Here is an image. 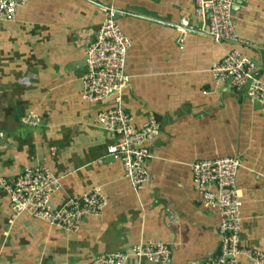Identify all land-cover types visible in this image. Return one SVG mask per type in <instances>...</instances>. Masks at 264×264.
Returning <instances> with one entry per match:
<instances>
[{
	"label": "crops",
	"instance_id": "0c3cea01",
	"mask_svg": "<svg viewBox=\"0 0 264 264\" xmlns=\"http://www.w3.org/2000/svg\"><path fill=\"white\" fill-rule=\"evenodd\" d=\"M109 6L132 40L129 81L103 101H86L85 51ZM232 18L246 45L209 37L193 0H28L14 21L0 22V175L12 180L47 165L60 178L53 208L95 186L107 199L100 215L67 232L15 216L0 191V264H82L141 239L167 242L169 260L131 255L125 264H203L219 252L221 215L194 191L190 165L225 155L241 163L240 245L264 248V101L216 84L210 72L236 48L264 81V0H234ZM117 105L137 125L151 117L161 123L147 142L148 178L137 192L107 153L115 135L97 122L99 111Z\"/></svg>",
	"mask_w": 264,
	"mask_h": 264
},
{
	"label": "built area",
	"instance_id": "2783aa9c",
	"mask_svg": "<svg viewBox=\"0 0 264 264\" xmlns=\"http://www.w3.org/2000/svg\"><path fill=\"white\" fill-rule=\"evenodd\" d=\"M27 1L0 0V22L14 21L16 8ZM193 3L195 14L205 25L202 31L215 42L247 44L238 35L232 18L234 0H193ZM101 12L99 29L86 47V71L81 76V98L91 102L103 101L121 91L129 81L124 67L132 40L121 29L112 6L102 7ZM210 72L216 84L227 83L232 88L244 89L249 98L263 103L264 81L256 62L238 49L228 50ZM30 117L33 121L37 118L35 114ZM97 122L115 135L114 143L107 146V153L121 161L125 177L137 192L148 178L145 161L151 154L147 142L159 135L160 121L151 117L137 125L131 113L117 105L99 111ZM240 164L237 156L225 155L197 159L190 165L194 191L221 215L219 252L203 264H264V248L240 245L242 200L236 183ZM59 188L60 178L45 164L27 167L12 180L0 175V191L5 193L15 216L26 213L67 232H76L85 216H98L107 205L101 187L95 186L53 208L51 198ZM131 255L150 261H168L171 248L160 239H141L129 251L106 252L82 264H125Z\"/></svg>",
	"mask_w": 264,
	"mask_h": 264
}]
</instances>
